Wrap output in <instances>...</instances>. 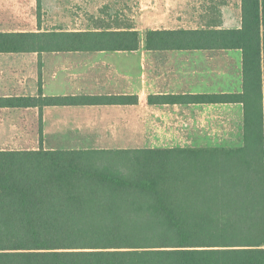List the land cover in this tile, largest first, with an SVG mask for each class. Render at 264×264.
Returning <instances> with one entry per match:
<instances>
[{
  "label": "trees",
  "instance_id": "16d2710c",
  "mask_svg": "<svg viewBox=\"0 0 264 264\" xmlns=\"http://www.w3.org/2000/svg\"><path fill=\"white\" fill-rule=\"evenodd\" d=\"M226 29L0 30V53L242 49L244 143L175 149H0V264H264V0ZM136 95L0 97L2 106L135 104Z\"/></svg>",
  "mask_w": 264,
  "mask_h": 264
},
{
  "label": "crops",
  "instance_id": "0c3cea01",
  "mask_svg": "<svg viewBox=\"0 0 264 264\" xmlns=\"http://www.w3.org/2000/svg\"><path fill=\"white\" fill-rule=\"evenodd\" d=\"M40 1L42 22L49 17L46 7L63 6L76 8L74 21L85 25L9 30L145 31L243 25L242 0ZM36 4L37 0H0V8L18 7L24 12ZM108 8L114 9L112 16L103 13ZM15 15L22 22L18 19L22 16ZM55 21L66 22L60 17ZM40 83L45 96L136 95L138 102L2 106L0 142L6 144L0 149H175L244 143L242 102L149 103L150 95L243 92L242 49L151 50L142 42L137 50L0 53V97L37 96Z\"/></svg>",
  "mask_w": 264,
  "mask_h": 264
},
{
  "label": "rangeland",
  "instance_id": "374dc122",
  "mask_svg": "<svg viewBox=\"0 0 264 264\" xmlns=\"http://www.w3.org/2000/svg\"><path fill=\"white\" fill-rule=\"evenodd\" d=\"M35 7L33 10H29V8L25 9V12L21 10V8H14V7H2L0 8V30H9V29H41V28H50L52 26H61L64 28H79L83 27L84 23H78L75 20V16L78 14L77 11L74 9H71L70 7H52L49 8L46 7L47 12L46 14L49 17H44V22H42V1L37 0V4L34 5ZM28 9V10H27ZM45 9V8H44ZM27 10V11H26ZM114 9L108 8L107 10H104L103 13L105 15L112 16L114 14ZM21 11V13H19ZM25 13V15H21L22 13ZM30 12V13H29ZM15 14L21 15L22 17L18 18L22 22H17L15 18L17 16ZM27 15V16H26ZM55 15H58L62 20H66V22L59 23L58 21H55L56 17ZM27 18V19H24ZM31 18V19H29ZM111 21V17H110ZM53 28V27H52ZM146 31V30H145ZM145 31H139L142 36H144ZM6 143L0 142V146L5 145Z\"/></svg>",
  "mask_w": 264,
  "mask_h": 264
}]
</instances>
